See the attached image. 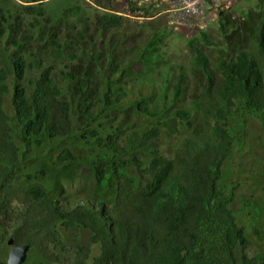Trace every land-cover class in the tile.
<instances>
[{"label": "trees", "instance_id": "trees-1", "mask_svg": "<svg viewBox=\"0 0 264 264\" xmlns=\"http://www.w3.org/2000/svg\"><path fill=\"white\" fill-rule=\"evenodd\" d=\"M18 7L35 19L46 16L42 5ZM220 16L226 47L218 58L212 62L203 47L214 44L207 32L188 42L204 75L189 103L183 65L156 88L160 38L150 39L141 52L151 73L145 80L123 67L111 47L105 65L103 53H96L102 108L95 118L87 115L94 126L79 138L94 147V161L78 147H62L28 172L33 147L75 134V113L40 53H32L31 63L16 55L12 72L0 65V245L29 244L38 264H264V248L240 221L237 186L225 181L224 170L235 143L234 119L250 111L264 125V7L241 20ZM11 17L0 7V38L8 33L10 42L24 48L30 42L16 36ZM121 24L115 13L96 21L102 33ZM53 45L52 53L61 57L63 44ZM32 68L40 74L28 87ZM162 108L190 128L170 150L154 145L163 135L158 119L139 123L160 116ZM82 166L91 171L90 189L67 188L85 178ZM244 206L252 214L258 205L245 200ZM254 231L262 241L263 230Z\"/></svg>", "mask_w": 264, "mask_h": 264}, {"label": "rangeland", "instance_id": "rangeland-1", "mask_svg": "<svg viewBox=\"0 0 264 264\" xmlns=\"http://www.w3.org/2000/svg\"><path fill=\"white\" fill-rule=\"evenodd\" d=\"M208 2L211 4V0ZM22 4L42 5L46 9V16L35 19L34 15L24 14L18 7ZM175 4L176 0H0V7L9 10L13 15L10 22L18 27L16 36H25L30 42L26 47L20 48L10 42L8 33H5L0 38V65L12 72V63L16 55L22 53L31 63L34 59L33 54L40 53L45 67H52L53 76L63 95L71 102L75 113V134L62 142L57 141L41 148L33 147L31 153L35 157L29 161L28 172L34 170L43 159L50 161L62 147H78V153H85L89 160H95L94 147L86 144L85 140L80 142L79 138H86L94 126L89 125L87 115L89 119L95 118L102 108L101 74L96 59L97 52L103 53L101 60L105 65L110 57L111 47L123 67L141 73L145 80L151 73L142 61L141 52L150 39L160 38L159 53L163 62L159 69L162 72L154 76L156 88L172 80L177 67L183 65L187 68L189 77L184 101L189 103L204 78L203 73L195 65L194 53L188 45L189 40L200 37L204 31L207 32L214 44L203 43V47L213 62L226 47L220 28L222 17L220 13L224 12L225 18L241 20L250 11L262 10L264 0H232V4L226 10H220L211 4L206 7V13L208 15L217 13L218 16L202 27L192 23L195 18H191V22L185 25L172 24V16L169 17L166 12ZM104 13L121 15L122 24L102 33L96 27V21L97 17ZM55 40L63 44L64 53L61 57H55L52 53ZM67 73H73L75 78L70 79ZM39 74L40 69L37 68H32L28 72L25 79L28 87L32 86ZM7 82L12 90L13 73ZM162 94L163 91L158 88V97ZM9 102L10 95L6 97L5 104L10 112L12 107ZM162 109L160 116L140 117L139 123L145 124L149 121L157 123L158 119L163 135L154 145L170 150L179 139L190 132V128L172 115L173 112L165 114L166 111ZM193 113L194 120L197 121L199 112L193 110ZM241 113L233 121L235 143L224 165L225 181L237 186L234 207L239 211L240 221L246 226L249 236L264 248V239L260 241L254 231L255 227H259L264 232V125L257 114L250 111ZM58 144L60 146L57 147ZM82 169L85 178L79 177L75 184L67 185V188L90 189L91 179L86 176H89L91 171L83 166ZM245 200L254 201L258 205L252 214L250 208L244 206ZM11 248L9 242L0 245V262L8 261ZM39 261L38 255L30 249L23 264H38Z\"/></svg>", "mask_w": 264, "mask_h": 264}, {"label": "built area", "instance_id": "built-area-1", "mask_svg": "<svg viewBox=\"0 0 264 264\" xmlns=\"http://www.w3.org/2000/svg\"><path fill=\"white\" fill-rule=\"evenodd\" d=\"M211 4L216 5L220 10H226L232 4V0H211ZM208 0H176V4L172 5L171 9H168L169 17L172 16L171 22L176 26L185 25L191 22V18H195L192 21L200 27L206 25V23L215 20L218 14L208 15L206 13V7H209ZM219 12V9L216 8Z\"/></svg>", "mask_w": 264, "mask_h": 264}, {"label": "water", "instance_id": "water-1", "mask_svg": "<svg viewBox=\"0 0 264 264\" xmlns=\"http://www.w3.org/2000/svg\"><path fill=\"white\" fill-rule=\"evenodd\" d=\"M12 245L7 262H0V264H23L27 259L29 244Z\"/></svg>", "mask_w": 264, "mask_h": 264}]
</instances>
